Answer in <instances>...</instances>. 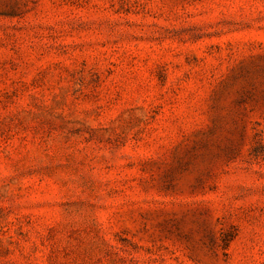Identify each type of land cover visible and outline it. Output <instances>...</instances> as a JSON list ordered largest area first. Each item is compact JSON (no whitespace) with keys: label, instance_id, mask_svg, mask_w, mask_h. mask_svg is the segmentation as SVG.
<instances>
[{"label":"rangeland","instance_id":"1","mask_svg":"<svg viewBox=\"0 0 264 264\" xmlns=\"http://www.w3.org/2000/svg\"><path fill=\"white\" fill-rule=\"evenodd\" d=\"M0 264H264V0H0Z\"/></svg>","mask_w":264,"mask_h":264}]
</instances>
